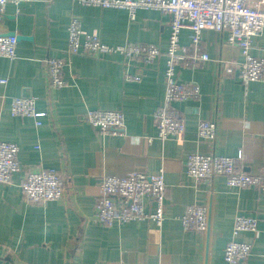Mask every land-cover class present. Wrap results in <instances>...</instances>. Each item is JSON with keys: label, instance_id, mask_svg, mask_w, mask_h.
<instances>
[{"label": "crops", "instance_id": "obj_1", "mask_svg": "<svg viewBox=\"0 0 264 264\" xmlns=\"http://www.w3.org/2000/svg\"><path fill=\"white\" fill-rule=\"evenodd\" d=\"M264 8V6H263ZM78 17L83 31H96L107 45L149 44L162 53L155 62L120 56L93 59L72 56L63 68L66 85L53 89L46 79L47 58H67L68 25ZM170 18L156 10H137L134 21L123 9H101L72 0L8 2L0 34L17 37L16 57H0V141L18 148L21 170L0 185V264H225L223 250L231 240L237 216L257 219L256 233L235 240L250 244L244 264H264V194L256 188L229 189L222 177L195 182L185 172L189 154L233 158L237 170L259 174L264 166V79L241 85L237 70L222 74V64L235 67L243 56L226 42L225 32L204 30L200 50L208 61L177 72L179 82L196 84L198 100L174 104L184 132L159 140L153 113L165 93V57ZM190 31L180 34V47L194 54ZM250 54L264 57V29L252 40ZM141 74L139 82L125 74ZM1 80H5L1 83ZM33 97L39 118L10 114L16 97ZM89 110H117L124 128L101 134L78 118ZM216 124L213 141L200 140L197 126ZM38 122V124H36ZM150 138L152 141L147 142ZM54 170L63 195L46 204L26 203L20 184L26 172ZM163 172L165 218L101 226L94 220L100 196L99 177ZM117 207L121 200L114 199ZM207 208L205 232L185 231L181 218L188 206ZM146 211L153 209L144 203Z\"/></svg>", "mask_w": 264, "mask_h": 264}, {"label": "built area", "instance_id": "obj_2", "mask_svg": "<svg viewBox=\"0 0 264 264\" xmlns=\"http://www.w3.org/2000/svg\"><path fill=\"white\" fill-rule=\"evenodd\" d=\"M21 0H0V22L8 2L18 4ZM51 0H47L49 2ZM81 5L101 9H123L129 20L134 21L137 10H156L170 18L168 43L165 52V93L163 101L153 113L157 138H181L184 124L173 105L188 100H198L200 88L196 84L179 82L177 72L193 63L208 61V55L201 52V34L204 30L226 34V42L237 46L243 56L242 63L233 67L222 64V74H232L237 70L238 80L243 86L264 79V57L250 54L252 40L264 29V0H72ZM190 31V44L194 54L188 57L180 47V34ZM17 37L0 34V57L12 60L16 57ZM67 58H47L44 61L46 79L53 89L63 88L66 82L63 68L72 56L80 55L93 59L106 56H120L128 61L140 60L144 64L155 62L162 53L159 48L149 44L107 45L94 31H83L78 17H72L68 25V40L65 50ZM125 81L139 82L141 74H125ZM5 80H1L4 83ZM10 114L19 118H39L43 113L35 111L33 97H16L10 102ZM101 134H117L124 128V116L117 110H89L78 118ZM38 124V122H36ZM216 124L202 121L197 126L200 140L213 141ZM152 139L148 138L150 143ZM18 148L13 143L0 141V185L11 182L12 176L21 168L17 160ZM186 174L195 182H209L222 177L229 189L256 188L264 194V166L259 174H249L237 170L233 158L214 154H189L184 162ZM100 196L95 207L94 220L101 226L124 224L132 221H149L160 227L165 218V182L163 172L155 175L129 173L123 177H99ZM23 200L29 204H46L58 201L63 195L62 180L54 170L26 172L20 184ZM114 199L121 200L117 207ZM153 209L146 211L145 202ZM207 208L194 204L188 206L181 218L185 231L205 232L208 226ZM257 219L252 216H237L231 232V240L223 250L225 264H244L250 254L251 246L238 242L235 237L241 232L256 233Z\"/></svg>", "mask_w": 264, "mask_h": 264}]
</instances>
